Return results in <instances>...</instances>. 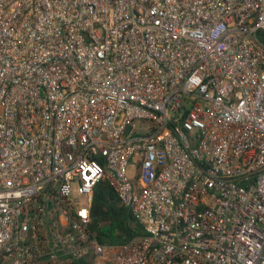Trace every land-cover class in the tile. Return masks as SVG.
<instances>
[{
	"label": "built area",
	"instance_id": "2783aa9c",
	"mask_svg": "<svg viewBox=\"0 0 264 264\" xmlns=\"http://www.w3.org/2000/svg\"><path fill=\"white\" fill-rule=\"evenodd\" d=\"M0 264H264V0H0Z\"/></svg>",
	"mask_w": 264,
	"mask_h": 264
},
{
	"label": "trees",
	"instance_id": "16d2710c",
	"mask_svg": "<svg viewBox=\"0 0 264 264\" xmlns=\"http://www.w3.org/2000/svg\"><path fill=\"white\" fill-rule=\"evenodd\" d=\"M90 221V229L99 244H121L143 234L131 211L119 203L104 181L94 188Z\"/></svg>",
	"mask_w": 264,
	"mask_h": 264
}]
</instances>
